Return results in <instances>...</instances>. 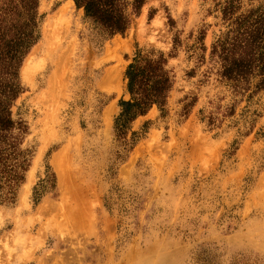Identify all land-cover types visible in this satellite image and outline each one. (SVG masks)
<instances>
[{"label":"rangeland","instance_id":"1","mask_svg":"<svg viewBox=\"0 0 264 264\" xmlns=\"http://www.w3.org/2000/svg\"><path fill=\"white\" fill-rule=\"evenodd\" d=\"M225 2L144 0L110 36L76 4L39 0L13 106L33 154L15 198L0 191V264H264V90L237 93L211 62ZM160 52L166 105L119 136L127 67Z\"/></svg>","mask_w":264,"mask_h":264},{"label":"trees","instance_id":"2","mask_svg":"<svg viewBox=\"0 0 264 264\" xmlns=\"http://www.w3.org/2000/svg\"><path fill=\"white\" fill-rule=\"evenodd\" d=\"M85 17L112 36L125 33L144 0H74ZM132 9V10H131ZM226 30L213 42L211 62L220 78L237 93L251 88L264 90V0L242 9V0H226L222 6ZM205 37L202 33L201 40ZM41 38L39 0H0V191L13 200L25 180L33 151L24 146L28 133L25 121L14 116L13 106L24 91L20 69L32 47ZM203 48L206 47L203 45ZM167 58L138 54L126 70L130 99L120 101L114 128L125 137L131 123L153 105H166L174 84ZM3 196V197H4Z\"/></svg>","mask_w":264,"mask_h":264},{"label":"bare ground","instance_id":"3","mask_svg":"<svg viewBox=\"0 0 264 264\" xmlns=\"http://www.w3.org/2000/svg\"><path fill=\"white\" fill-rule=\"evenodd\" d=\"M68 4H72V5H74L75 6V3H74V1L73 0H68ZM70 12V8H69V6L68 5H65V6H63V7H61L59 10H58V12L56 13V16H54V18L53 19H55V25H57V28H55V30H53V33H54V39L55 40H57V41H60L61 39H60V37H61V32H60V30H63L64 28H65V25H67V24H64L65 22H63L64 20H65V18L64 17H66L67 15H68V13ZM53 28V27H52ZM60 29V30H59ZM46 34V33H45ZM60 39V40H59ZM34 60V58H33V56H32V53L27 57V59H26V61H25V64L23 65V68H22V72H23V74L24 75H26L29 71H30V69H31V65H32V61ZM110 111V110H109ZM56 165H57V170H58V172H59V176H60V178H59V184H60V186H63V185H65L66 184V182H67V180H68V178H69V173H66V171H64V166L62 167L61 165H63V164H61L60 163V161H56ZM63 169H62V168ZM65 174H68V175H66L65 176ZM67 176H68V178H67ZM71 179V178H70ZM65 180H66V182H65ZM68 183V182H67ZM74 184V183H73ZM72 185V184H71ZM67 185H65V187H66ZM69 186H70V184H69ZM71 188H72V186H70ZM63 188H64V186H63ZM74 189V188H73ZM72 189V190H73Z\"/></svg>","mask_w":264,"mask_h":264}]
</instances>
